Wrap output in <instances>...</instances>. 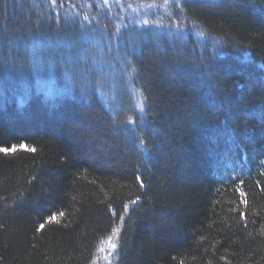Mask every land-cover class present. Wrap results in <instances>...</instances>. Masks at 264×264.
Returning a JSON list of instances; mask_svg holds the SVG:
<instances>
[{"label":"trees","instance_id":"16d2710c","mask_svg":"<svg viewBox=\"0 0 264 264\" xmlns=\"http://www.w3.org/2000/svg\"><path fill=\"white\" fill-rule=\"evenodd\" d=\"M49 10L0 0V147L35 149L0 153V264H93L112 235L111 264H264V0H182L177 35L120 49L140 113L77 81Z\"/></svg>","mask_w":264,"mask_h":264},{"label":"rangeland","instance_id":"374dc122","mask_svg":"<svg viewBox=\"0 0 264 264\" xmlns=\"http://www.w3.org/2000/svg\"><path fill=\"white\" fill-rule=\"evenodd\" d=\"M181 1L55 0L53 2V0H36L40 5L48 4L50 17L53 16L57 22L72 24L80 30L76 43L80 44L79 52L84 56L80 55L75 61L85 65L83 69L88 77L81 74L80 68L81 75L76 77L77 81L87 89L96 92L101 102L114 106L117 100H121V104L122 100H128L135 113L142 111V104L129 85L132 73L130 74L128 68L129 63L126 60L120 61L123 57L120 49L122 51L128 49L132 52V45L137 40L136 35L144 30H151L152 33L164 30L169 38L177 35L176 31L182 26L178 24L180 19L177 15ZM30 2L32 3L33 0ZM32 7L34 8L33 4ZM45 12L47 14V11ZM144 21L148 23L145 24ZM102 29L107 33L102 35ZM185 30H187L186 33H193L191 26ZM108 38L112 40L110 43H107ZM128 39H132L133 42H129ZM63 77L64 88H67L71 83L70 78L66 75ZM123 107H126L124 102ZM115 237L112 235L103 245L101 253L93 264L113 263L116 248L112 245H116Z\"/></svg>","mask_w":264,"mask_h":264},{"label":"snow or ice","instance_id":"6c2138e0","mask_svg":"<svg viewBox=\"0 0 264 264\" xmlns=\"http://www.w3.org/2000/svg\"><path fill=\"white\" fill-rule=\"evenodd\" d=\"M53 2H55V0H53ZM144 23L147 24L148 22H147V21H144ZM127 123L132 124V123H134V121L131 120V119H129V120L127 121ZM18 147L21 148V149H24V150H26V151H33V152L35 151L34 148H28L27 144H20L19 146H17V145H13V146L10 147V148H9V147H0V153L8 154V153H10V152H15V151L17 150ZM136 179L139 181V180H140V177L137 176ZM140 186L143 187V184L141 183ZM240 195H241V196H246V194L243 193V192H241ZM137 199H139V197H137ZM132 203L135 204L136 201H132ZM242 203H244V204L246 205V204H247V199H244V200L242 201ZM124 210H125V211L128 210V205H124ZM59 215H60V216H63L64 213H59ZM240 215H241V218L243 219V218H244V213H241ZM119 219H120V220H123V219H124V216L121 215V216L119 217ZM56 220H57V215L53 214V215L49 216V217L47 218V220H46L44 223H40V224L38 225V227H37L36 230H37V231H41V230H43V229L45 228L46 223H49V222H55ZM112 247L115 248L116 245L113 244Z\"/></svg>","mask_w":264,"mask_h":264}]
</instances>
